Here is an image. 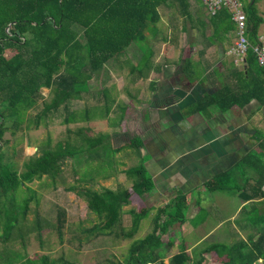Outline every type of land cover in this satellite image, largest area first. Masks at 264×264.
<instances>
[{
  "label": "crops",
  "instance_id": "obj_1",
  "mask_svg": "<svg viewBox=\"0 0 264 264\" xmlns=\"http://www.w3.org/2000/svg\"><path fill=\"white\" fill-rule=\"evenodd\" d=\"M158 12L160 19L136 32L119 55L96 70L87 69L86 88L62 106L70 116L72 145L81 143L83 136L102 137V146L115 151L119 163L114 172L95 175L100 174L106 187L130 192L122 211L128 205L127 211L146 209L144 217L154 223L160 208L183 195V218L165 231L177 226L183 238L213 213L220 220L240 217L242 237L234 227L216 234V240L250 245L264 233V102L259 100L264 101V71L248 57L235 64L225 36L209 39L215 31L212 23H180L178 18L187 17L177 5L162 4ZM260 26L258 33L264 35ZM191 31L204 41L189 40ZM247 66L249 73L241 75L238 71ZM133 137L140 142L139 150L130 143ZM86 146L85 162L91 167L106 159L101 146ZM97 150L101 155L94 153ZM141 163L151 188L138 195L126 169ZM250 218L257 227L245 221ZM166 219L161 214L158 223ZM232 232L234 237L225 238ZM211 233L212 228L203 232L186 251H193L195 242Z\"/></svg>",
  "mask_w": 264,
  "mask_h": 264
},
{
  "label": "trees",
  "instance_id": "obj_2",
  "mask_svg": "<svg viewBox=\"0 0 264 264\" xmlns=\"http://www.w3.org/2000/svg\"><path fill=\"white\" fill-rule=\"evenodd\" d=\"M257 1L248 0L244 7L251 44L257 42L258 29L264 21L256 6ZM162 4L177 5L181 14L192 20L189 0H0V240L5 244L0 249V264H48L46 255L27 258L24 253L6 245L12 237H23L21 222L27 217L32 200L29 189L35 191L27 183L45 175L55 186L56 176L68 156L73 158L75 166L86 151L87 143L90 148H105L102 137L87 140L83 136L78 145L64 141L51 147L46 143L23 162L21 171H17L3 159V144L8 141L5 133L10 131L13 134V129L21 127L25 121V128H37L44 118L64 106L71 97H78L87 86V69H98L109 58L119 55L124 46L135 39L136 32L155 24L160 19L158 7ZM207 22L212 23L215 30L209 37L211 41L235 29L224 8L214 16L200 20L203 26ZM204 36H207L205 32ZM7 51L11 52L9 56ZM247 57L250 62L255 60L250 48L245 60ZM245 70L250 71L247 66L238 72L242 75ZM263 83L264 78L260 81L264 93ZM43 87L49 89V100L43 99ZM40 98L41 107L38 109ZM30 109L36 110L34 114L29 113ZM64 119L67 123L69 114ZM130 143L139 150L137 137L131 138ZM94 153L101 155L99 150ZM144 171L142 163L126 169L132 180V191L138 195L151 188ZM66 188L84 197L87 208L100 219L98 229L101 232L110 231L120 221L123 205L130 202V192L125 188L102 186L95 189L73 185ZM184 199L179 195L172 204L160 208L153 233L148 238L133 240L124 260L117 264H202L208 253L219 257L224 255L225 264H257L259 259L264 264V255H261L264 233H260L250 245L244 242L232 246L215 243L190 253L182 247L169 255L165 262L163 243L156 234L158 219L161 214L167 216L162 225L164 230L175 220L181 221ZM146 214V209L139 213L131 211V227L126 236H132ZM57 220H61L60 216ZM38 221L39 215H36ZM40 233L39 229L38 236Z\"/></svg>",
  "mask_w": 264,
  "mask_h": 264
},
{
  "label": "rangeland",
  "instance_id": "obj_3",
  "mask_svg": "<svg viewBox=\"0 0 264 264\" xmlns=\"http://www.w3.org/2000/svg\"><path fill=\"white\" fill-rule=\"evenodd\" d=\"M246 1L248 0H243L244 3ZM200 2L201 0H189V11L192 14V20L178 18V21L185 24L191 23L193 26L199 27L198 20L205 19L208 16ZM256 6L259 13L264 17V0L257 1ZM207 26L209 27L208 24ZM260 27L261 33L264 34V21ZM190 34L189 40L199 39L204 41L205 39L199 34L193 36L192 31ZM234 39L235 30L225 35L224 38L229 46L233 44ZM192 53L195 54V49H192ZM6 54L9 56L11 52L7 51ZM42 91L45 96L43 99L49 100L51 97L49 91L44 88L41 89ZM41 100L42 98L39 99L38 109L41 107ZM35 111L30 109L29 113L32 115ZM66 116H68V109L64 110L61 106L57 111L44 118L37 128H25L27 123L25 121L21 127L13 129V134L7 131L5 137L8 141L3 144L2 148L4 161L8 162L12 169L21 171L27 156L35 154L39 146L49 143L51 147H54L57 142L64 141L72 145L71 136L73 135L71 130L68 124L62 121ZM101 151V156L106 157V159H103L97 167L96 165L93 167L88 165L89 161L85 162L87 156L85 152L81 154V160L75 166L73 165V158L68 156L62 164L60 173L56 176L57 183L55 186L52 185L49 177L45 175L39 181L33 180L34 182H30V185H35L34 187L37 189L35 191L29 189L28 195H32V200L30 201L27 217L21 222L24 234L21 238L12 237L6 243L9 248L24 253L27 258L36 259L46 255L48 264H51L52 261L53 264H117L119 261L124 260L133 240L142 237L148 238L153 233L154 223L148 216L149 218L144 217L140 220L138 228L132 236L125 235L130 230L131 211L134 208L132 207L127 211L129 205L121 212L120 221L110 231L101 232L98 229L100 219L87 208L84 197L77 194L75 190L66 188L73 185L75 187L89 186L100 189L104 186L100 174L95 175V173H101L102 176H105L114 172L118 167L119 160L115 157V151L112 148H102ZM125 180L129 182L127 177H125ZM128 185L129 183H127ZM223 213L224 215L228 214L227 211ZM36 215H39L38 222H36ZM58 216L61 218L59 221L57 220ZM206 221L183 238L181 235H177V226L175 227L176 232L165 231L161 222H159L156 234L160 236L163 243L164 261L166 262L169 255L175 253L174 251H179L182 247H188L190 243L200 238L203 232L211 228L213 233L209 234L206 239L195 242L193 251L201 250L203 245L212 243H223L227 246L236 243L235 241L216 240V234L221 236V231L225 229L235 227L238 231L237 236L239 238L243 236L239 231V223L242 222L240 217L235 220H220L219 214L214 215L213 213L212 217ZM219 221H221L220 224H218ZM245 221L253 228L257 227L256 223L253 224V219L250 218ZM38 223L40 227H38ZM60 223L62 225L59 230ZM39 229L40 236L37 234ZM231 237H234V232L225 235V238ZM262 244L264 245V241ZM4 245L0 240V249ZM261 255H264V252ZM224 262H226L224 255L219 257L214 253H208L202 264H225ZM257 264H261V259L257 260Z\"/></svg>",
  "mask_w": 264,
  "mask_h": 264
},
{
  "label": "built area",
  "instance_id": "obj_4",
  "mask_svg": "<svg viewBox=\"0 0 264 264\" xmlns=\"http://www.w3.org/2000/svg\"><path fill=\"white\" fill-rule=\"evenodd\" d=\"M201 3L210 16L216 15L222 8L230 14V19L235 25V39L228 49V54L232 56L233 62L238 65L243 64L250 48L256 63L264 69V35H258L255 44L250 43L243 0H201Z\"/></svg>",
  "mask_w": 264,
  "mask_h": 264
},
{
  "label": "bare ground",
  "instance_id": "obj_5",
  "mask_svg": "<svg viewBox=\"0 0 264 264\" xmlns=\"http://www.w3.org/2000/svg\"><path fill=\"white\" fill-rule=\"evenodd\" d=\"M150 264V263H149Z\"/></svg>",
  "mask_w": 264,
  "mask_h": 264
}]
</instances>
